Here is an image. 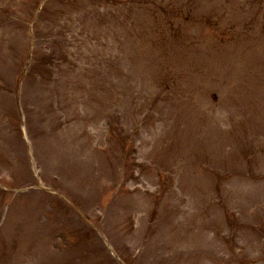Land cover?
<instances>
[{
	"label": "rangeland",
	"instance_id": "374dc122",
	"mask_svg": "<svg viewBox=\"0 0 264 264\" xmlns=\"http://www.w3.org/2000/svg\"><path fill=\"white\" fill-rule=\"evenodd\" d=\"M36 1L0 0V264H264V0Z\"/></svg>",
	"mask_w": 264,
	"mask_h": 264
}]
</instances>
